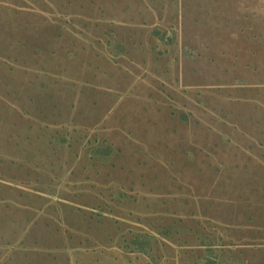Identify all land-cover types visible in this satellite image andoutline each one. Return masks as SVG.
I'll use <instances>...</instances> for the list:
<instances>
[{
    "label": "rangeland",
    "instance_id": "1",
    "mask_svg": "<svg viewBox=\"0 0 264 264\" xmlns=\"http://www.w3.org/2000/svg\"><path fill=\"white\" fill-rule=\"evenodd\" d=\"M0 264H264V0H0Z\"/></svg>",
    "mask_w": 264,
    "mask_h": 264
}]
</instances>
